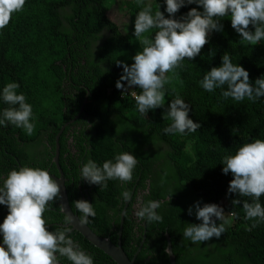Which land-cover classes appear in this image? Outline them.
Listing matches in <instances>:
<instances>
[{
	"label": "trees",
	"instance_id": "16d2710c",
	"mask_svg": "<svg viewBox=\"0 0 264 264\" xmlns=\"http://www.w3.org/2000/svg\"><path fill=\"white\" fill-rule=\"evenodd\" d=\"M117 1L120 0H25L23 10L13 14L8 26L0 30V87L18 82L17 92L25 95L35 117L31 136L11 125L0 127V174L26 165L50 169L51 174L59 177L52 161L56 137L67 125L59 140V164L69 203L77 216L72 202L81 200L74 191L75 185L83 182L79 177L81 163L91 158L100 164L118 151L132 152L138 159L127 185L108 181L107 188L102 190L92 185L91 204L96 215L90 217L88 226L98 236H108L112 221L119 225V205L122 209L125 206L119 198L122 188L131 195L134 189L144 190L149 183L146 201H165L173 195L170 205L162 203L158 209L161 221L147 224V239L135 264H170L165 252L166 235L171 238L176 264H264V222L245 230L252 221L243 219L242 205L232 206L231 200L237 198L235 194L227 195L232 176L224 175L220 164L225 155L234 154L242 144L264 139V98L256 103L224 100L220 89L208 93L197 83L204 71L220 65L225 51L233 63L249 72V79L254 82L264 74V41L257 46L240 45L230 21L223 18V32L211 34L201 54L194 61H183L184 66L175 69L174 74L169 73L171 80L165 85V107L178 93L190 104L189 117L201 125L200 129L186 136L164 135L162 130L169 123L161 119L164 109L149 112L144 118L135 110L133 97L122 98L115 87L122 72V67L115 63L121 60L131 64V56L139 50L132 32L135 15L141 10L134 0H125L124 15L116 22L110 18V11ZM145 3L151 5L153 12L158 10L159 3L160 10H164L162 0ZM192 7L196 6L180 9L177 16ZM127 22L130 27L124 29ZM154 32L155 29L147 35ZM4 107L7 105L0 104V108ZM71 145L76 153L71 152ZM196 201L215 203L225 214H236L230 217L232 223L219 239L212 238L201 247L182 241L181 236L184 223H199L194 216L187 215L188 207ZM260 203L264 206V195ZM57 207L55 203L45 213L53 224L49 231L63 222L64 214ZM129 210L130 207L122 248L133 259L142 238L136 239L129 225ZM6 215V207L0 206V223ZM71 236L93 257L94 264H115L79 233L71 232ZM115 238L111 237L114 244ZM152 250V259L144 263L145 252Z\"/></svg>",
	"mask_w": 264,
	"mask_h": 264
},
{
	"label": "clouds",
	"instance_id": "9594fccd",
	"mask_svg": "<svg viewBox=\"0 0 264 264\" xmlns=\"http://www.w3.org/2000/svg\"><path fill=\"white\" fill-rule=\"evenodd\" d=\"M134 2L141 10L135 15L132 36L140 47L131 56V64L121 60L115 63L122 67L115 87L122 98L126 94L133 97L135 110L144 118L149 112L164 109L161 119L169 122L162 130L164 135L194 133L201 125L189 117L192 108L178 93L165 107V85L171 80L168 74L182 68L183 61H194L209 43L211 34L223 32L225 17L238 36L237 43L242 46L261 44L264 41V0H162L163 12L160 3L158 10L153 12L145 0ZM24 5L25 0H0V30L8 26L12 15L22 11ZM189 5L196 7L177 16L180 9ZM153 29L154 34L147 35ZM220 60L219 66L204 71L197 81L201 89L208 93L220 89L222 99L231 98L235 102L256 103L264 98V74L252 82L249 72L239 63H233L228 51ZM19 88L16 81L0 87V104L7 105L0 108V127L11 125L31 136L35 128L33 108L26 102L25 95L17 92ZM137 163L138 159L127 151H118L100 164L88 158L80 165V181L89 186L96 185L99 190L107 188L108 181L127 185ZM220 164L223 165L222 173L232 176L227 195L235 194L237 198L232 199L231 204L242 205L243 219L252 221L245 228L250 231L264 222V206L260 203L264 195V139L256 138L242 144L234 154L225 155ZM172 196L165 201L139 202L134 215L145 224L158 223L162 219L158 209L162 203L170 205ZM241 197L248 199L241 200ZM119 198L126 204L131 198L130 192L122 188ZM61 200L60 185L47 169L22 165L6 175L0 174V206L7 209V215L0 223V264H62V261L94 264L93 257L71 236L74 221L83 226L91 222L90 217H95L94 204L83 199L73 201L72 206L79 215H68L63 203H58ZM55 203H58V211L64 214L63 222L49 231L53 224L45 213ZM187 215L194 216L199 223L183 224L182 241L201 247L212 238L219 239L226 226L231 225L230 217L236 214L233 211L225 214L215 203L196 201L188 207Z\"/></svg>",
	"mask_w": 264,
	"mask_h": 264
},
{
	"label": "water",
	"instance_id": "95a60500",
	"mask_svg": "<svg viewBox=\"0 0 264 264\" xmlns=\"http://www.w3.org/2000/svg\"><path fill=\"white\" fill-rule=\"evenodd\" d=\"M86 102H87V99L84 101V104H86ZM66 126L62 127L61 131L56 137V151H55L54 162L56 163L58 167L60 176L59 177L52 176V178L56 179L58 184L60 185V193L62 196V200L59 203H63L64 208H65V214L76 215L74 214V212L72 211L69 205L64 176L59 166V156H60L59 140ZM122 222H123V218H122ZM73 231H76L77 233L82 235L95 248L105 253L108 257H110L114 261L115 264H135V258L133 259L128 258V256L126 255V253L124 252L121 246L120 240L117 244H114L109 238L98 236L95 232H93V230L88 226V224L81 226L79 225L78 221H74ZM166 236H167V241H168L167 253L169 255V262L170 264H176L175 256L172 250L171 238L168 235Z\"/></svg>",
	"mask_w": 264,
	"mask_h": 264
},
{
	"label": "flooded vegetation",
	"instance_id": "af4514ba",
	"mask_svg": "<svg viewBox=\"0 0 264 264\" xmlns=\"http://www.w3.org/2000/svg\"><path fill=\"white\" fill-rule=\"evenodd\" d=\"M71 132H73V131H71ZM72 141H73V139L71 138L69 140V144H71ZM70 149H71L72 153H76L77 152V150H75L74 145H71ZM52 162L56 165L54 160ZM59 166H60V164H59ZM47 170L50 173V169H47ZM50 175L55 176L54 173L53 174L50 173ZM63 176H64V174H63ZM55 177H57V176H55ZM147 185L148 186H147L146 189L138 190V192H136L135 189H134L132 191V193H131L130 200L125 204L123 209L119 205V208H120V211L118 212L119 225L117 226L116 223L114 221H112V228L110 229V231L108 233V236L105 237V238H109L112 241L111 237L115 235L116 236V238H115L116 242L118 243L119 240H120L121 241V246H122V243H123L122 242V236H123V229L125 227L126 212H127L128 208L130 207L128 218H129L131 223H129V225L132 226V228H133L132 230L136 233V235H135L136 239H138L140 237L142 238V241H141V243L139 245V249H138L136 255H134V257H133V258H135V260H136V257L138 255V253L141 251V248L143 247L144 242L147 239V229H146L147 228V224H145L142 221H139L136 218V216L134 215V210H135L136 207L137 208L139 207V204H138L139 202H145L146 201L145 197L148 196V194L150 193L149 183H147ZM75 186L76 187L74 188V191H76L79 194L80 198L83 199V200L88 201L89 203H91V201H92L91 193L93 191V186H89L84 181L83 182H78ZM69 205H70V203H69ZM70 207H71V205H70ZM122 218H123V222H122ZM121 222H122V224H121ZM141 229L143 230L142 233L140 232ZM72 232H76V231H72ZM145 254L147 256L146 257L147 259L144 261V263H149L150 259H152V254H154V251L152 250V253H150L149 251H146Z\"/></svg>",
	"mask_w": 264,
	"mask_h": 264
},
{
	"label": "rangeland",
	"instance_id": "374dc122",
	"mask_svg": "<svg viewBox=\"0 0 264 264\" xmlns=\"http://www.w3.org/2000/svg\"><path fill=\"white\" fill-rule=\"evenodd\" d=\"M123 1L125 2V0L117 1V3L114 5V7H112L110 11V18H112L116 22L120 21L119 17L124 15L122 8L125 6V3H122ZM129 27L130 23L127 22L124 26V29H129Z\"/></svg>",
	"mask_w": 264,
	"mask_h": 264
},
{
	"label": "built area",
	"instance_id": "2783aa9c",
	"mask_svg": "<svg viewBox=\"0 0 264 264\" xmlns=\"http://www.w3.org/2000/svg\"><path fill=\"white\" fill-rule=\"evenodd\" d=\"M126 95H130V94H126ZM131 96V95H130ZM132 97V96H131Z\"/></svg>",
	"mask_w": 264,
	"mask_h": 264
}]
</instances>
